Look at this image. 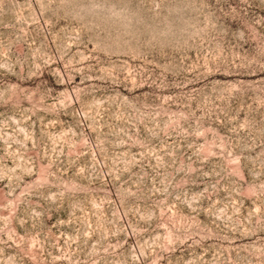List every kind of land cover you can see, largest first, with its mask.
I'll use <instances>...</instances> for the list:
<instances>
[{"label":"rangeland","instance_id":"1","mask_svg":"<svg viewBox=\"0 0 264 264\" xmlns=\"http://www.w3.org/2000/svg\"><path fill=\"white\" fill-rule=\"evenodd\" d=\"M0 264H264V0H0Z\"/></svg>","mask_w":264,"mask_h":264}]
</instances>
